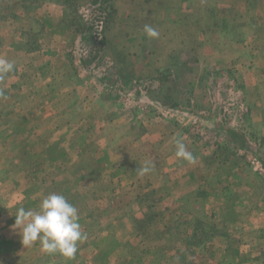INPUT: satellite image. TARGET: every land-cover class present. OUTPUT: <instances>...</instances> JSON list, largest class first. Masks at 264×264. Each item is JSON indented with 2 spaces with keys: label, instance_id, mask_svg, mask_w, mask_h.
<instances>
[{
  "label": "rangeland",
  "instance_id": "rangeland-1",
  "mask_svg": "<svg viewBox=\"0 0 264 264\" xmlns=\"http://www.w3.org/2000/svg\"><path fill=\"white\" fill-rule=\"evenodd\" d=\"M97 1L0 0V264H264V0H113L99 46ZM49 193L72 259L13 227Z\"/></svg>",
  "mask_w": 264,
  "mask_h": 264
},
{
  "label": "clouds",
  "instance_id": "clouds-1",
  "mask_svg": "<svg viewBox=\"0 0 264 264\" xmlns=\"http://www.w3.org/2000/svg\"><path fill=\"white\" fill-rule=\"evenodd\" d=\"M143 31L149 38L159 37V32L149 24L144 25ZM14 68V62L0 58V77L12 72ZM0 95H3L2 91ZM175 147L177 158L189 162L194 159L182 137L175 140ZM153 167L152 162L146 160L136 172L145 175ZM13 227L19 230L23 245L30 246L39 241L41 250L45 253H58L67 259L75 256L78 243L86 239V234L81 230L77 208L64 195L57 193L47 194L38 209L26 210L23 206L18 207Z\"/></svg>",
  "mask_w": 264,
  "mask_h": 264
},
{
  "label": "trees",
  "instance_id": "trees-1",
  "mask_svg": "<svg viewBox=\"0 0 264 264\" xmlns=\"http://www.w3.org/2000/svg\"><path fill=\"white\" fill-rule=\"evenodd\" d=\"M113 7V0H99L95 4L93 12H91V18L88 20L87 28H89V30L92 31L96 37L94 41H96L97 46L104 44L106 41L104 27L110 16L109 14L112 12V10L109 11V8L112 9Z\"/></svg>",
  "mask_w": 264,
  "mask_h": 264
}]
</instances>
